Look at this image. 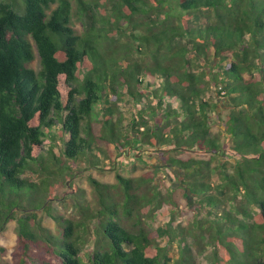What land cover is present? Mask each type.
<instances>
[{"label":"trees","instance_id":"1","mask_svg":"<svg viewBox=\"0 0 264 264\" xmlns=\"http://www.w3.org/2000/svg\"><path fill=\"white\" fill-rule=\"evenodd\" d=\"M144 149L162 166L138 159ZM126 152L153 173H183L177 190L164 193L149 171L119 174L117 199L90 177L99 209L55 211L59 182ZM178 190L196 198L194 237L208 236L214 264H264V0H0V233L17 221L11 264H83L89 235V264H196ZM172 206L152 233L147 220Z\"/></svg>","mask_w":264,"mask_h":264},{"label":"rangeland","instance_id":"2","mask_svg":"<svg viewBox=\"0 0 264 264\" xmlns=\"http://www.w3.org/2000/svg\"><path fill=\"white\" fill-rule=\"evenodd\" d=\"M91 20L87 18L84 23L79 21H75L73 23L74 28L77 32L85 31L86 26H89ZM205 20H203V23ZM32 67L35 70H39V59L33 63ZM125 91V88L122 89ZM120 112L125 116L127 122H129L128 117L129 114V104L127 102H121ZM224 118H226L227 113L223 112ZM48 149V148H47ZM103 149L107 152L108 146H103ZM55 152L59 155L61 151L56 148ZM136 154V153H135ZM134 154V155H135ZM134 155L130 156L127 152L122 153L115 162L111 159H108L106 162L105 168L107 170H99V169H90L87 172H81L77 174L68 185L59 182L57 187L55 188L57 194V200H53V207L55 211H59L62 214L66 215H76V217H80V208L78 207L79 202H82L89 206L90 209H99L100 204H98V200L96 198L95 188L90 181V177H93L97 182H101L104 184H108L111 186L112 195L119 199V191L117 176L120 174L124 177H142L148 171L151 172L153 177H156L157 183L159 184V189H161L164 193L168 192L171 187H174L177 190V184L179 181L175 180L176 175L181 176L180 171H176L174 175L168 174L167 172H159L153 173L152 170L145 168L146 162H142L141 160H136ZM136 157L139 159L141 157L144 160L152 161L151 167L162 166V164H157V160L153 159V155L151 151L148 149H144L140 151ZM207 158V157H204ZM67 164V162L65 163ZM69 165L73 168L74 171H77L78 167L75 163L71 162ZM150 167V168H151ZM27 177V175L25 176ZM184 180V179H183ZM191 188V187H190ZM174 189V190H175ZM83 191V197H81L80 191ZM184 190H178L175 192L174 199L178 204L177 210V220L178 223L182 225L186 229V231L190 232V236H188V245L191 250V257L195 260L196 264H214L215 258V248L208 243V236L202 238V243L199 245L196 244V238L194 236H198L199 229H197V222L199 218L197 217V213L195 208L197 204L195 202V197L193 199L187 198L184 196ZM18 202V201H17ZM172 210L165 212L157 216L152 220H147V225L150 231L157 232V230L161 229L171 220V213L173 212V206L170 207ZM39 218L43 220V224L49 226L52 230H56V225L54 221L47 215V213L41 211L39 212ZM205 220V218H202ZM95 236L89 235L87 239L89 240L83 247L81 252V260L83 264H89L90 259L92 258V248H93V239ZM168 237L163 240H159L162 242L163 246L167 245ZM198 240V238H197ZM18 245V223L17 221H10L7 225V228L4 232L0 233V264L12 263L13 253ZM4 249L5 251H2ZM219 252V251H218ZM171 253L173 258H178L181 256V251L177 247H172ZM260 260L264 262V254L260 256ZM174 262V261H172Z\"/></svg>","mask_w":264,"mask_h":264}]
</instances>
